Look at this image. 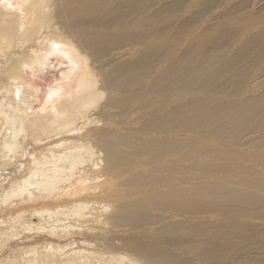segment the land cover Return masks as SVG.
I'll use <instances>...</instances> for the list:
<instances>
[{"label": "bare ground", "instance_id": "obj_1", "mask_svg": "<svg viewBox=\"0 0 264 264\" xmlns=\"http://www.w3.org/2000/svg\"><path fill=\"white\" fill-rule=\"evenodd\" d=\"M1 2L0 264H264V3Z\"/></svg>", "mask_w": 264, "mask_h": 264}, {"label": "rangeland", "instance_id": "obj_2", "mask_svg": "<svg viewBox=\"0 0 264 264\" xmlns=\"http://www.w3.org/2000/svg\"><path fill=\"white\" fill-rule=\"evenodd\" d=\"M255 1L258 5L259 4L261 5V3H264L263 2L264 0H255ZM0 4H2L1 0H0ZM36 46L37 45L34 46L35 49H36ZM67 70L68 68L66 64H61L54 57H51L49 59V63L45 67H41L39 65V62H36V63L33 62L26 66V68L24 69V74L26 76L28 85L31 89L33 88L37 89V92L35 93L37 94L38 101L35 100L34 103L38 105L37 106L38 108H40L44 104L48 91L54 88H57L60 85L61 76L63 73H66ZM45 142H48V141L45 140ZM45 142H42V143H45ZM28 143H32V140L31 141L29 140ZM30 149L31 148L27 147V151H30Z\"/></svg>", "mask_w": 264, "mask_h": 264}]
</instances>
